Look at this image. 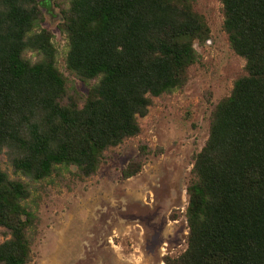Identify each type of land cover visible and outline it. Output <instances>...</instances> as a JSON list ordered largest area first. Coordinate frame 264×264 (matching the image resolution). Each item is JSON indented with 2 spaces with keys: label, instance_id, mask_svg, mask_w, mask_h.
Returning a JSON list of instances; mask_svg holds the SVG:
<instances>
[{
  "label": "trees",
  "instance_id": "trees-1",
  "mask_svg": "<svg viewBox=\"0 0 264 264\" xmlns=\"http://www.w3.org/2000/svg\"><path fill=\"white\" fill-rule=\"evenodd\" d=\"M48 1L0 0V154L11 168L0 169V264L32 260V183L93 176L109 149L140 133L153 97L186 85L195 45L211 37L195 0H54L80 92L42 27ZM219 1L244 74L211 109L186 185V247L165 264H264V0ZM143 155L122 178L139 172Z\"/></svg>",
  "mask_w": 264,
  "mask_h": 264
},
{
  "label": "rangeland",
  "instance_id": "rangeland-1",
  "mask_svg": "<svg viewBox=\"0 0 264 264\" xmlns=\"http://www.w3.org/2000/svg\"><path fill=\"white\" fill-rule=\"evenodd\" d=\"M48 4L42 27L54 35L57 66L69 85L85 92V83L65 67L67 42L57 28L61 15L54 0ZM194 10L205 18L211 37L195 45L199 60L189 67L186 85L153 97L147 114L138 118L140 133L109 149L93 176L69 185L67 175L32 183L40 224L30 264H165L164 256L185 249L186 185L193 156L207 139L213 105L244 74V60L232 51L222 30L220 1L195 0ZM141 153L139 172L122 178L121 170ZM0 169L11 174L3 154ZM125 212L143 214L150 224L132 221Z\"/></svg>",
  "mask_w": 264,
  "mask_h": 264
},
{
  "label": "flooded vegetation",
  "instance_id": "flooded-vegetation-1",
  "mask_svg": "<svg viewBox=\"0 0 264 264\" xmlns=\"http://www.w3.org/2000/svg\"><path fill=\"white\" fill-rule=\"evenodd\" d=\"M171 193H172V190L170 189V191L168 192V195H166V202H165V204L166 203H168L169 201H170V199H171ZM125 214L129 217V219H131L132 221H141L142 223H144L145 225H149L150 224V222H149V220L147 219L146 220V217L143 215V214H140V213H136V212H125ZM169 219V218H168ZM166 220V222L168 221V222H170V220ZM172 221L174 222V221H176L175 219H172ZM165 222V226L168 224V223H166ZM158 223V222H157ZM158 226H162L161 225V223L159 222V225ZM154 227V231H156L155 230V225L153 226ZM166 228V227H165ZM162 230V227L160 228V231ZM168 234H169V232L168 233H166V231H165V235H167L168 236ZM166 236V237H167ZM147 241H149L148 240V238L146 239ZM165 245H166V243H165Z\"/></svg>",
  "mask_w": 264,
  "mask_h": 264
}]
</instances>
